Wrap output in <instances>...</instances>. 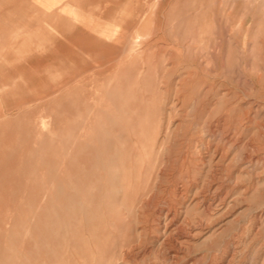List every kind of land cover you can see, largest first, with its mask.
I'll return each mask as SVG.
<instances>
[{
	"label": "rangeland",
	"instance_id": "obj_1",
	"mask_svg": "<svg viewBox=\"0 0 264 264\" xmlns=\"http://www.w3.org/2000/svg\"><path fill=\"white\" fill-rule=\"evenodd\" d=\"M0 264H264V0H0Z\"/></svg>",
	"mask_w": 264,
	"mask_h": 264
}]
</instances>
